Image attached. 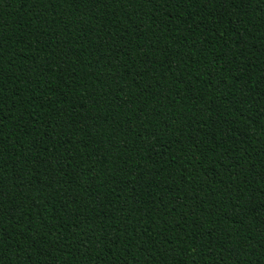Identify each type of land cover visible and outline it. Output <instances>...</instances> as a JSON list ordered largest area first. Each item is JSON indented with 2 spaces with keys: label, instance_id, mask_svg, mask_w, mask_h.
<instances>
[{
  "label": "trees",
  "instance_id": "trees-1",
  "mask_svg": "<svg viewBox=\"0 0 264 264\" xmlns=\"http://www.w3.org/2000/svg\"><path fill=\"white\" fill-rule=\"evenodd\" d=\"M0 190V264H264V0H0Z\"/></svg>",
  "mask_w": 264,
  "mask_h": 264
},
{
  "label": "snow or ice",
  "instance_id": "snow-or-ice-1",
  "mask_svg": "<svg viewBox=\"0 0 264 264\" xmlns=\"http://www.w3.org/2000/svg\"><path fill=\"white\" fill-rule=\"evenodd\" d=\"M129 2H133V0H129ZM146 2H148V0H146ZM209 2H214V0H209ZM230 2V0H229ZM240 3H242V0H239ZM3 191L0 190V212L3 211L2 205H3V196H2ZM241 206L238 204L237 206H235V208H240ZM231 244V243H229Z\"/></svg>",
  "mask_w": 264,
  "mask_h": 264
}]
</instances>
